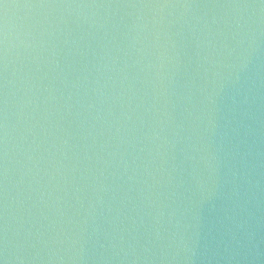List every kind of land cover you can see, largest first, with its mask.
Masks as SVG:
<instances>
[{"label":"water","instance_id":"95a60500","mask_svg":"<svg viewBox=\"0 0 264 264\" xmlns=\"http://www.w3.org/2000/svg\"><path fill=\"white\" fill-rule=\"evenodd\" d=\"M0 264H264V0H0Z\"/></svg>","mask_w":264,"mask_h":264}]
</instances>
